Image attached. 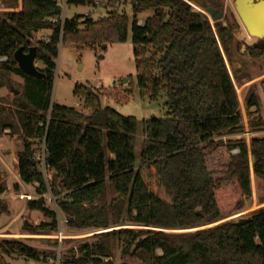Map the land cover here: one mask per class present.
<instances>
[{
  "label": "trees",
  "instance_id": "obj_1",
  "mask_svg": "<svg viewBox=\"0 0 264 264\" xmlns=\"http://www.w3.org/2000/svg\"><path fill=\"white\" fill-rule=\"evenodd\" d=\"M191 1L130 0L132 20L112 9L96 20L75 15L61 22L56 0H20L19 10L0 14V58H6L0 60V75L23 79L13 108L0 105V136L4 130L20 133L18 176L24 184H37L26 208L49 219L25 220L20 231L50 235L57 230L58 213L46 204L45 194L67 228L100 231L94 241L77 246L78 255L71 249L65 264H115L112 241L119 243L121 256L139 264H264V205L226 219L250 199L251 174L264 180V136L251 135L249 142L244 137L240 100L224 59H231V27L217 21L213 29ZM8 7L16 8L17 0ZM146 10L152 15L138 23L137 14ZM129 27L137 88L149 98L165 99L163 117L142 120L138 155L134 117L101 106L85 90L88 114L51 100L59 42L106 49L125 42ZM43 30L50 34L38 41L34 61L44 76H30L14 53L20 47L26 53L33 35ZM246 51L263 55L264 40ZM235 80L240 83L236 75ZM242 103L249 133L264 129V120H253L259 108L254 84L247 86ZM36 143L44 145L43 172L33 157ZM4 190L0 184V194ZM0 213H7L2 200ZM14 255L43 262L50 254L16 238H0V264Z\"/></svg>",
  "mask_w": 264,
  "mask_h": 264
},
{
  "label": "rangeland",
  "instance_id": "obj_2",
  "mask_svg": "<svg viewBox=\"0 0 264 264\" xmlns=\"http://www.w3.org/2000/svg\"><path fill=\"white\" fill-rule=\"evenodd\" d=\"M11 1L12 0H1L3 5H10ZM93 1V4L83 5L65 3V8L63 10L62 7L61 15L67 19L78 15L88 16L96 20L106 16L108 11L115 9L120 13H126L129 19L132 20L133 13L130 0ZM234 1L235 0H192L190 3L196 11L203 12L204 8L208 6L217 9L223 8L224 10V15L219 21H221L223 26H230L232 30L233 41L230 45V61L226 59L222 49H220L240 100L245 129L244 137L246 142H249L251 135L259 137L264 136V129L257 127L252 134L249 133L248 117L244 111L242 95L247 86L254 84L255 91L259 98V108L253 114V120H264V54L259 57H252L247 53L246 47L255 45L261 39L248 35L235 11ZM12 9L15 10V8ZM4 11L7 10H1L0 14ZM151 15L152 10L143 11L137 14V22L141 23ZM205 15L208 17L213 27L214 21L209 15ZM80 21H82V19ZM213 29L215 28L213 27ZM49 34V30H43L34 34L31 40V46L38 48V41H45ZM262 40H264V38ZM238 43L241 44L240 49L236 47ZM132 50L130 27L125 42L107 44L106 49L97 46L95 48L87 46L79 48L78 45L74 43L59 42L57 56L54 60L55 68L53 70L51 100L56 104L72 107L84 114H88L90 110L84 104V96L82 93V91L85 90L87 94L96 96L101 106H109L123 116L134 117L136 119L134 146L135 152L138 155V150L143 140L142 120L150 117H163L165 115V99L163 97L153 99L149 98L147 95L140 94L136 85L137 74ZM34 64L36 67L42 66L38 61H35ZM235 75L239 77L240 83L236 82ZM0 82L5 83L4 86L0 87V105L13 108V96L18 95L21 91L23 79L9 73L0 75ZM75 87H77V91ZM88 89L90 90L89 92ZM13 90H16L17 93H15V91L13 93ZM14 134L16 135L12 140L14 148L19 150L21 149L20 133L16 132ZM36 147L37 150L35 155L41 158L43 144L36 143ZM5 183V180L0 178V184L5 186ZM251 190V197L245 200L243 210L239 213L230 215L226 219L237 217L264 205V180L257 179L251 174ZM21 193H28L33 198L35 197V190L25 188L24 191L18 192V187L13 182L9 185L8 190H4V192L0 194V200L6 203L7 209L10 208L12 214H19L27 201L25 199H19L17 195ZM110 195V192H108V200ZM43 197L46 200V204L57 211L59 219L61 220V229L65 237L60 248L59 264H65V259L72 254L70 251L71 249L75 251V255H78L76 251L77 246L84 240L94 241L95 234L100 231H95L93 229L75 230L67 228L63 222L65 217L58 210L51 195L45 194ZM7 213L9 214L8 210ZM18 216L12 219L11 215L10 217H5L0 213V217L2 218L0 226L5 228L4 231L0 232V238H16L36 248L40 252L50 254L49 256L57 254L58 246L54 237L22 235L19 227L20 218ZM56 231L51 235L54 236ZM168 231L183 232L187 230ZM112 258L115 264H120L122 262L139 264V260L135 258L121 256L119 243L114 241H112ZM5 261L8 264H40V261L29 260L16 255L5 257Z\"/></svg>",
  "mask_w": 264,
  "mask_h": 264
},
{
  "label": "water",
  "instance_id": "obj_3",
  "mask_svg": "<svg viewBox=\"0 0 264 264\" xmlns=\"http://www.w3.org/2000/svg\"><path fill=\"white\" fill-rule=\"evenodd\" d=\"M235 11L249 36L258 39L264 38V0H235ZM203 12L217 22L224 15L223 8L217 9L211 6L204 8ZM35 47H29L25 53L22 47L14 53V59L19 68L30 76L43 77L44 74L39 72L34 64ZM15 93L16 90H14ZM90 90L88 89V92ZM251 164L254 161V155L250 154Z\"/></svg>",
  "mask_w": 264,
  "mask_h": 264
},
{
  "label": "crops",
  "instance_id": "obj_4",
  "mask_svg": "<svg viewBox=\"0 0 264 264\" xmlns=\"http://www.w3.org/2000/svg\"><path fill=\"white\" fill-rule=\"evenodd\" d=\"M20 9V0H17V7L15 8V10H19ZM1 10H7V11H11L13 10L11 7H8V5H3L1 0H0V11ZM16 135L10 133L9 130H4L3 134L0 136V170H1V175L0 178L2 180H5V190L9 189V185L13 182L14 184L17 185L18 187V192L24 190L25 188H31L32 190H35L37 187L36 183L33 184H24L20 181L19 176H18V172L16 169V165H17V159H16V154L17 152L20 150H16L14 148V144H13V139ZM23 200V199H22ZM27 202V201H26ZM9 211V214H4L2 213L3 216L5 217H10L14 219L16 218L18 215V217L20 218V226L22 225L23 221H28L30 223L33 224H37L39 222H48L49 219H47L46 217L42 216L40 212H37L35 210H28L26 208V203L23 207V209L21 210V212H19V214H12L10 208L7 209ZM2 218L0 217V222H1ZM4 221V220H3ZM4 227L0 226V232L4 231ZM21 233V231H20ZM22 234V233H21ZM24 236H52L53 235H28V234H22ZM1 236V234H0ZM52 256H49L48 258H50ZM47 258V259H48Z\"/></svg>",
  "mask_w": 264,
  "mask_h": 264
},
{
  "label": "built area",
  "instance_id": "obj_5",
  "mask_svg": "<svg viewBox=\"0 0 264 264\" xmlns=\"http://www.w3.org/2000/svg\"><path fill=\"white\" fill-rule=\"evenodd\" d=\"M56 3L57 5L60 7V9L62 10V7H63V10L65 8V0H56ZM62 12V11H61ZM59 19L61 20V22L64 20V17L63 15H61L60 13V17ZM57 21V18H53L52 19V22H56ZM6 58L5 57H1L0 60H5ZM34 159L39 162V169L43 172L44 171V145H43V150H42V155H41V158L40 157H37V155H34L33 156ZM19 197V199H25V200H30L32 199L33 197L28 194V193H21V194H18L17 195ZM1 197V196H0ZM57 220H58V225H57V231L56 233L54 234V238L56 239V244H57V254H54L52 257L46 259L45 261L43 262H40V264H59L60 262V248H61V245H62V242L64 240V235L62 233V229H61V220L59 219V216H57ZM63 222L65 223L66 220L63 219Z\"/></svg>",
  "mask_w": 264,
  "mask_h": 264
},
{
  "label": "flooded vegetation",
  "instance_id": "obj_6",
  "mask_svg": "<svg viewBox=\"0 0 264 264\" xmlns=\"http://www.w3.org/2000/svg\"><path fill=\"white\" fill-rule=\"evenodd\" d=\"M262 39H263V38H262ZM262 39H261V40H262Z\"/></svg>",
  "mask_w": 264,
  "mask_h": 264
},
{
  "label": "bare ground",
  "instance_id": "obj_7",
  "mask_svg": "<svg viewBox=\"0 0 264 264\" xmlns=\"http://www.w3.org/2000/svg\"><path fill=\"white\" fill-rule=\"evenodd\" d=\"M24 191V190H23Z\"/></svg>",
  "mask_w": 264,
  "mask_h": 264
}]
</instances>
